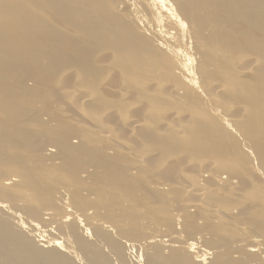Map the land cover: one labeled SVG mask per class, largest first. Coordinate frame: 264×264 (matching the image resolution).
Returning a JSON list of instances; mask_svg holds the SVG:
<instances>
[{
    "label": "bare ground",
    "instance_id": "bare-ground-1",
    "mask_svg": "<svg viewBox=\"0 0 264 264\" xmlns=\"http://www.w3.org/2000/svg\"><path fill=\"white\" fill-rule=\"evenodd\" d=\"M2 1L0 3V34H2V38H0V94H1V96H0V104H1L0 109L3 108L4 111L1 110V113H0V140L3 139V136H2L3 134L8 133V131L5 132L6 130L3 129V123L5 124V120L3 119L4 120V122H3V120H1V118H3V116L4 117H10L11 116V114L9 116H7V115L11 111L10 110L11 107L12 106L15 107L16 98L20 97V95H16V94H14V92L12 93L10 90V87H14L11 85L15 84L13 81L18 76V75H15V72L13 70L16 68L22 67V70L25 69L27 71L26 68H28V69L30 68V70H33L35 72L33 74V76L36 77L35 80L37 81L38 79L41 78L40 73L46 67L47 63L52 61V59L54 58L56 61L60 62V64L62 62L61 66L63 65V63L64 64L66 63V65H63L64 68H65V66H66V68L68 66H70L71 72H72L73 68L74 69L76 68V69H79V70H77L78 72L80 71V73H84V71H87L88 68H90L94 64L89 59V57L86 55L89 51H91V48H92V50H94V49L98 50L99 56L101 57L98 61H101V62L104 61V62H109V63L111 62L109 65L107 63H105L108 65V67H107V65H104V64H103V66L110 68L109 66H111V64H112L111 68H114V71L116 68L120 69L121 74L119 75V78L124 79V81L128 80V84H130L129 80H137L141 77L150 80V83H152V80L155 81L157 79L155 76H157L158 72L163 71V70H164L165 74L167 73V71L172 72L170 74L175 73V75L177 77H175L174 74H173V76L176 80H178L177 82H179V84L172 85V86L168 87V91H171L172 93H174L177 100L182 101L184 104L188 103V101H187L188 98L186 95L191 93V92H196V85H199L201 87L202 84L204 83L205 79L208 78V72H209V69L211 67L214 69L216 68L218 70L221 69V73L223 72L224 67H223V64L221 62V59H222V56L224 54L228 53V51L231 52L232 50H241V53H244L245 56H249V54H251V58L253 56L255 57V60H250L246 65H244L243 68L240 69V71H239L240 76H241V74H243L242 76L248 75V77H249V76H251V75H249L251 72L258 70V74H259L258 77L261 79H264V0H118L117 2H115L116 0H114V1L113 0H20L14 7L12 6V8H11V5L10 6L8 5L7 0L3 1V2ZM48 17L50 18V20L48 19L49 21H47V22H50L49 24L45 22L46 18H48ZM242 49H243V51H242ZM75 55H79L80 59L79 60L76 59ZM52 62H50V64L52 63V65L54 66V61H52ZM130 63L135 64V67H133ZM50 64L48 63V67L50 66ZM15 66H17V67H15ZM48 67H46L45 69H47ZM51 67H50V69H51ZM53 68H55V66ZM98 69H100V68H98ZM25 70H23V71H25ZM19 71H21V69ZM89 71L90 70L87 71L85 76L90 75V73H88ZM100 72H101V74L103 73L102 69ZM211 72L215 74L214 70H212ZM19 73L20 72H18V74ZM22 73H21L22 76H28L27 73L26 74L23 73L24 75ZM31 73L32 72H30V74ZM28 74H29V72H28ZM30 74H29V77H30ZM49 74H51V73H49ZM57 74H58V72H56V75ZM14 75L16 77H14ZM83 75H82V78L80 77L81 79H83ZM107 75L109 76L108 73H107ZM210 75H212V74L210 73ZM72 76L75 77V75H72ZM215 76H218V75L215 74ZM74 77H73V79H74ZM23 78H25V77H23ZM32 78L33 77L31 74L29 81L30 80L35 81ZM69 78L71 80V76ZM84 78L87 79L86 77H84ZM242 78L243 77H241V79ZM22 79L20 81H23ZM243 79L246 80L245 78H243ZM76 80H77V78L75 79V81ZM20 81L18 83L19 85L21 84ZM41 81H42V78H41ZM80 81H81L80 82L81 84L84 83L82 80H80ZM15 82H17V81L15 80ZM26 82H28V79ZM78 82H76V83L78 84ZM85 82L86 83L90 82L89 85H91V81L87 82V80H86ZM158 82L161 84L160 81H158ZM158 82L156 83L157 86H159ZM164 82L162 83L163 89L165 88V86H163V84L166 85V83H164ZM30 83H31V81H30ZM71 83H73V82L71 81ZM86 83H85V85H86ZM103 83L107 84V82H104V80H103ZM115 83H116V81H114L113 85H115ZM25 84L26 83H24V85ZM40 84H42V83L40 82ZM118 84H121V83H118ZM156 84H154V85H156ZM32 85L37 86V83L36 84L33 83ZM42 85L43 86L46 85L45 80H44ZM89 85H88V87H89ZM92 85H91V87H92ZM168 85H170V84H168ZM168 85H166V86H168ZM243 85H244V83L241 82L242 88H243ZM8 86H10V87H8ZM73 86H75V85H73ZM80 86L81 85H79V87ZM83 86L84 85H82V88H84ZM93 86L95 87L96 84H94ZM123 86L125 87V85H123ZM207 86L208 85H206V87ZM211 86L209 84V87H211ZM213 86H216L215 89L220 91V92H217V94L218 93L222 94V95L224 94V84L222 85V84L218 83L217 85H213ZM37 87L39 88V86H37ZM101 87H103V86H101ZM101 87H98V88H100V90H102ZM111 87L113 88V86H111ZM111 87H110V89H112ZM115 87H117V85ZM121 87H122V85H121ZM249 87H250V84H249ZM49 88L48 89L46 88V89L49 90ZM106 88L108 89L109 87H106ZM128 88L129 87H126L127 93H128V91H127ZM162 88L160 87L159 91H161ZM3 89H5V90L2 91ZM39 89H41V88H39ZM76 89H77V91H79V89H81V87L79 89L78 88H76ZM76 89L74 88V90H76ZM89 89H92V88H89ZM96 89H97V87H96ZM243 89H245L247 92L250 91V88H248L249 89V91H248L247 87L246 88L244 87ZM131 90H132V88H130V91ZM155 90H156L155 86H151L150 89L147 90V94H149L150 91H155ZM200 90L202 91V87ZM204 90L207 91V89H205V88H204ZM216 90L214 91L215 93H216ZM64 91H65V89H64ZM81 91L83 92L85 90L81 89L80 92ZM86 91H87V93L85 92L86 94L91 92V90H86ZM102 91L105 92V90H102ZM114 91H116V90H114ZM114 91L112 90V92H114ZM260 91H262V90H260ZM3 92H5V94H6L4 97H2V95L4 94ZM66 92L67 91H65L64 94H66ZM74 92H75V94L81 95L80 92L73 91V94H72L73 96H74ZM107 92H111V91H107ZM116 92L114 93V95H112L110 93L111 97L113 98V96L114 97L116 96L114 99L115 100L114 102H116V103L118 102V104L123 105V103H122L123 101L120 102V98H119V96H117L118 93H116ZM124 92H125V90H124ZM157 92L155 95L159 96L160 93L159 92L157 93ZM131 93H133V95H134V89H133V92H131ZM162 93H165V92L162 91ZM211 93H213V92H211ZM211 93H210V95L212 97L213 94H211ZM90 94H93V93H90ZM76 96L77 95H75V97ZM87 96L89 98V94ZM134 96H136V98H137V95H134ZM138 96H140V94H138ZM161 96H162V94H161ZM171 96L173 97V95H171ZM63 97H64V95H63ZM93 97L95 98L94 94L91 97L92 100L94 99ZM109 97L110 96H108V98ZM117 97L119 98V101H117L118 100ZM124 97L127 98V96H125V95H124ZM150 97L154 98L153 96H150ZM170 97H169V100L171 99ZM88 98H87L88 103L86 102V104H89L88 100L90 98L89 99ZM71 99H73V98H71ZM77 99H79V98L77 97ZM128 99H130V97ZM128 99L126 102H128ZM68 100H70V99H68ZM154 100L155 99L149 100V101L153 102ZM66 101H67V98L65 97L64 103ZM73 101H74V99H73ZM94 101H96V100H94ZM136 101H137L136 104H138L137 99H136ZM140 101H142V97L140 98ZM213 101H212V103H213ZM226 101L227 100H225V102L223 101L224 105L226 104ZM55 102L53 103L54 105H55ZM58 103L60 104L61 107L64 104L63 103L61 105V103L59 101H58ZM58 103H56V105ZM142 103H144V100L142 101ZM227 103H228L227 105H229V109H228L229 114H227V115L224 114L222 112V110H219V105H218V107L217 106L215 107L214 103L212 104V105H214V107H213L214 109L212 111H213V115L217 116L221 121L227 123V124L223 123L225 129H229V128L231 129L232 127L235 126L236 121H237L236 119H244L246 117L247 113H242L243 108H240V110H239V108L236 109L234 104H231L229 102H227ZM75 104L79 105V102L78 103L75 102ZM90 104H92V102ZM156 105L154 107L155 110L157 109ZM220 105H221V103H220ZM60 106H59V108H61ZM138 106L141 107L140 105H138ZM63 107L66 108V105L65 106L63 105ZM71 107L73 108V106H71ZM159 107L161 108L160 105H159ZM184 107H186V106H184ZM88 108H89V105H88ZM96 108L98 109V107H96ZM142 108L143 107H141V109ZM193 108H195V107H193ZM226 108H228V107H226ZM251 108H252L251 110H252V118H253L256 115V110H257L256 100L253 101ZM75 109H77V107ZM93 109H94V107H93ZM131 109H130V111H131ZM162 109H165V108H161V109H159V111L162 112ZM69 110H71V108ZM199 110H200V107H199ZM146 111H148V110H146ZM152 111H153V109H152ZM231 111H233V112H231ZM67 112H69V111H67ZM161 112H159V113H161ZM202 112L200 113L201 115H202ZM70 113H72V111ZM85 113L87 115V112H85ZM130 113L131 112H129V116H130ZM159 113H158V115H159ZM162 113H161V116H162ZM169 113H171V112H169ZM174 113H176V112H174ZM38 114L40 115V113H38ZM53 114L55 115V112ZM80 114H82V112ZM88 114H89V112H88ZM92 114H94V113H92ZM108 114H109V112L106 115H108ZM176 114L172 115L170 118V121L172 122L173 127H176L181 132V134L185 133L184 131H186L187 128H189V126L192 128L193 124L191 125L192 122L190 123L188 121L190 123V125H188V122L186 120L187 118L185 117L186 115H183L184 117H182L183 119L185 118L186 121L185 120L181 121L182 118H181L180 122L177 120L174 121V119L177 117ZM253 114H254V116H253ZM41 115H43V114L41 113ZM98 115H102V114H98ZM111 115L112 114L110 113L109 116L112 117V119H113V116H111ZM137 115H135V117H133V118H135L133 121L136 120ZM191 115H192V113H191ZM70 116L73 117V114H71ZM70 116H69V118H70ZM81 116H83V115H81ZM89 116L91 117V115H89ZM149 116H151V118H152V115H148V114H147V116L145 115V118L147 117L149 120ZM193 116H194L193 118L196 119V116L195 115H193ZM66 117H67V115H66ZM76 117H75V120H76ZM79 117H80V115H79ZM79 117H77V119ZM86 117L87 116H85V118ZM93 117H94V115H93ZM165 117H164V120L166 119ZM180 117H181V115H180ZM180 117L178 116V118H180ZM41 118L44 119L43 121H45V115H44V118L42 116H41ZM64 118L63 119L61 118V120H63V122H66V121H64ZM155 118L156 117L153 116V120H155ZM66 119H67V121L69 120L68 118H66ZM101 119H103L102 116H101ZM51 120L52 121L50 123H52L54 119L51 118ZM81 120H82V118L80 117L79 124L82 126L83 124H81L82 123ZM84 120L85 119L83 118V121ZM97 120H98V118H97ZM105 120L108 121V119H104V121ZM1 121L3 123H1ZM92 121H93V118H92ZM94 121H95V119H94ZM125 121H127V120H125ZM125 121L123 122V120H122V122L124 124H126ZM165 121L164 122L162 121V125L165 124ZM195 121H197V119ZM55 122H56V120H54L53 123H55ZM86 122L84 123V127L88 123V122L87 123ZM110 122H108V123L110 124ZM131 122L132 121H130V123ZM199 122H200V120H199ZM98 123H97V125H98ZM151 123H152V119H151ZM159 123H160V121H159ZM76 124L79 125L78 122H76ZM141 124H144V120L136 122V125H138V126ZM194 124H195L194 129L197 132H200L203 125L198 123V122H196ZM36 125H40V124L37 123ZM184 125H185V128H184ZM106 126H107V124H106ZM169 126L166 124L165 127H168V129H169ZM46 127L47 126H45L44 128H46ZM87 127H91V129H92L93 126L90 125V126H86V128ZM149 127H150V125H149ZM163 127L164 126H161V127L159 126V128H163ZM248 127H251V125L249 124ZM48 129H50V126H48ZM125 129H127V128H125ZM164 129H163V131H164ZM113 130H114V128H113ZM144 130H145V128H144ZM151 130L152 131H150V132L152 133L153 132V126H152ZM165 130H167V129H165ZM172 130H174V129H172ZM172 130H171V132H172ZM99 131L97 130V133ZM105 131H106V129H105ZM118 131H119V129H118ZM147 131H146V133H147ZM163 131H161V133ZM169 131L170 130H168L166 132H169ZM73 132H74V130H73ZM92 132H94V130ZM180 132H175V133L178 134ZM233 132L234 133L237 132L236 134H238V132L241 133V131H233ZM47 133H49V132H47ZM51 133L53 136V131ZM94 133H95V135L98 136V134H96V132H94ZM15 134L17 135L16 131H15ZM80 134L83 135L82 133H80ZM101 134H103V133H101ZM111 135L114 137L113 134H111ZM130 135L131 134H129V136ZM145 135H147V139H149L151 136V135L149 136V133H147ZM172 135H173V133H172ZM10 136L13 137L11 135V133H8L7 137H5V140H11L12 138ZM103 136H105V135L103 134ZM133 136L136 137L135 135H133ZM176 136H174L175 138H173V139H176ZM241 136L243 138V142L241 144L245 145L246 147L248 146V148H249L247 150V148L245 147L247 150L246 151L244 149V146H243V151L245 150L244 152H246V154L249 153V155H251V157H249L248 160H250V158H253V160H254L253 164H250V165L252 166L251 169H253L256 172V175L254 174L255 177L259 176L261 178L260 180L264 181V132H259V133L254 135V132L252 131V129L247 128L245 130V133L243 135L241 134ZM87 137L89 138V135H87ZM141 137L143 138V136H141ZM141 137H139V138H141ZM151 137H153V136H151ZM159 137H161V136H159ZM253 137H254V140H250V138L252 139ZM67 138L71 139V137H69V135L67 136ZM116 138L117 137H115L113 140H115ZM20 139H22V138H20ZM73 139H71V141ZM85 139H87V138H85ZM95 139H97V138L95 137ZM166 139L167 138H164L165 141H166ZM25 140H27V139H24V141ZM77 140H78V138H77ZM247 140H249V143ZM15 141H17V140L15 139ZM28 141H29V139H28ZM71 141H69V142H71ZM100 141H101V139H99V142ZM105 141H107V140H105ZM123 141L125 144V140H123ZM145 141H147V140H145ZM168 141L169 140H167V143H169ZM97 142H98V140H97ZM103 142H104V140H103ZM129 142L131 143L132 141L130 140ZM140 142H142V141H140ZM173 142H176V140L175 141L173 140ZM185 142H184V144H186ZM122 143L123 142H121V144ZM130 143H129V145H128V143H127V145H124L125 150H123V151L126 154L124 153L125 154L124 155L122 152H120L121 154L119 156L124 155L123 157L126 159L127 155L133 154L134 155L133 159H129V160H134V162L132 163L133 167H131L130 170L139 172L140 169L143 168V166L145 164L146 157H147V160H148V157H150V159L152 160V158L156 154L155 155L152 154L153 156H149L148 153H151V151L149 150L150 151L149 152L147 150V154H146L145 150L147 148H144V149L139 148V152L136 154L135 153L136 152V146L134 147ZM134 143H135V140H134ZM170 143H171V141H170ZM180 143L181 142H178V144H180ZM188 143H189V141H188ZM195 143H196V145H199V144L204 145V146L208 145L204 140H200V139L195 140ZM55 145H57V144H55ZM67 145L69 147H65V149H69V151L73 150L72 146H70L69 144H67ZM117 145H118V143H117ZM136 145H137V143H136ZM144 145H145V142H144ZM53 146H51V147L49 146L50 148H47V151L54 153V151H56V150ZM119 146H120V143H119ZM151 146H153L152 143H151ZM174 146H176V143L174 144ZM11 147H10V145H8V147L6 149H8L9 152H11L10 149H12V150L17 149L16 147H12V148ZM20 147H21L20 150L24 152L22 145H20ZM56 147L58 148V145ZM121 147H123V144L121 145ZM226 147H228V146L226 145ZM239 147H242V146L240 145ZM1 148H3V147H0V150H1ZM76 148H77V150H79L77 146H76ZM117 148H115V150ZM152 148H156V146H153ZM180 148L182 149V146H180ZM192 148H194V147L192 146ZM206 148L207 147H205V149ZM83 149L84 148H80V150L82 152H85V150H83ZM141 149H142V153H141ZM160 149H161V146H160ZM237 149H238V147H236L235 150H237ZM118 150H120V149H118ZM188 150H186V151H188ZM219 150H221V148ZM66 151H68V150H66ZM166 151H167V148H166ZM230 151H231V149H230ZM70 152H72V151H70ZM82 152L80 153L81 156L83 154ZM0 153H1L0 157L2 159L3 152H0ZM4 153H5V151H4ZM13 153H14L13 158L18 156L17 152L16 153L13 152ZM86 153H87V151H86ZM118 153H119V151H118ZM113 154H115V153H113ZM113 154H111V155L114 156ZM190 154L194 158L196 157V154H194V153H190ZM214 154L217 155V153H214ZM236 154H237V152H236ZM236 154H234V155H236ZM7 155L8 154L6 152L5 157L8 158V161H9V159H12L11 157L9 158V156L7 157ZM84 155L85 156H83L81 158H85L88 156L87 154H84ZM171 155L172 154H170L169 157H170V160L172 161L174 154L172 156ZM180 155H177V156L181 157V160H179V157L177 158V156H176V159L179 162H181V165L183 166L182 170H184V166L185 167L187 165L189 166V163H187V161H186L187 160V156H186L187 154L184 155L181 153ZM77 156L78 155H76V157ZM156 157L157 156H155V158ZM197 157H198V155H197ZM200 157H202V154L200 155ZM213 157H214V155H213ZM217 157H219V155H217ZM70 158L71 157H68V160L72 161L71 160L72 158L71 159ZM241 158H242V156H241ZM24 159H26V156L24 157ZM27 159H29V158H27ZM63 159L65 160V158H63ZM63 159H62V161H64ZM114 159H115V157H114ZM150 159L148 161H151ZM157 159L159 161L161 160L159 158V156L157 157ZM176 159L174 157V160H176ZM191 159H192V157H191ZM196 159H193V160H196ZM205 159H207V161H209L208 159H210V158L206 157ZM237 159H239V158H237ZM19 160L17 159L16 162H14L12 160L13 163L11 162V164L13 167H15V163H16V166L17 165L18 166L15 168H17V172L20 173V171H18V169L22 170V168H21V164L18 163V162H20ZM29 160L31 163H34V161H32L31 158ZM68 160H66V161H68ZM162 160H163V158H162ZM162 160H161V162H162ZM165 160H163V163ZM167 160H169V158ZM60 161H61V159H60ZM188 161L190 162V159H188ZM215 161H217V160L214 159L213 162H215ZM219 161L220 160H218L217 162H219ZM224 161L225 160L220 161L221 165H217V163L212 164L213 163L212 162V163L205 164L206 167H204V165L202 164L201 166L203 169L199 172V174L196 178H193L192 183H189L188 179H190V178L192 179L193 175H191L189 177L186 176L187 181L182 183V187H183L182 189H185L186 193L190 194V198H191V196L194 197L193 199L189 198V200H190L189 203L186 202L188 209H186V206L184 207L185 209H183V211L188 210V212H189L188 217H189V220L192 224H196V225L199 224L197 221V218L195 219L194 215H192L193 212L194 213L197 212V213H200L202 216H204L206 221H211V222L221 221L225 225L224 229L226 231H227L226 227H231L232 231L234 230L233 232L237 231V235L235 233H232V231H231L230 235H232V236H228L229 235V233H228L229 231H228L227 232V237H228L227 239H225V240L219 239L220 244H221V245L220 244L218 245L219 247H215L214 249H211L209 251H206L204 249H200V251H199L200 255L196 256L197 258L195 257L196 261L194 264H205L206 261L211 256H213L214 254L219 253L218 254V256H219L221 254L220 252H224V251H228V250H230V251H228L227 253L229 254V256L231 255L234 259L239 260V258L242 255H246V256L248 255V256H251V257L256 258L258 260V261H254V262H251L248 264H264V214L259 215V213H263V210L262 209H261V211L257 210L256 208H258V207H256V204L249 200L250 197L254 196L253 193H256V194L259 193L260 189L264 193V183L262 184V186L260 188L258 187L259 188L258 189L257 187L254 188V185L251 182H248L244 179L246 172H243V175L242 174L239 175L238 172H240V171H237V173H236L234 171L232 172V170H231L230 173L236 174V176L235 175L232 176L233 174L230 175V173L227 169H229V167L231 166L230 165L231 162L229 163V167L227 168L226 166L223 165ZM250 161H252V160H250ZM2 162L3 161H0L1 164H2ZM182 162H184V163H182ZM200 162H201V160H200ZM120 163H122V162L120 161L119 164ZM195 163L196 164L199 163V160H196ZM195 163L193 162V165ZM220 163H218V164H220ZM225 163L227 164L228 161ZM1 164H0V166H1ZM11 164H8V165L11 166ZM19 164H20V166H19ZM26 164L27 163H24V167L26 166ZM79 164L81 165V162H78V165ZM153 164H155V162ZM199 164H198V166H199ZM215 164H216V167L213 168V166H215ZM3 165H5V163H3ZM34 165L36 167L35 163H34ZM57 165H59V164H57ZM190 165H192V163H190ZM53 166H54V164H53ZM218 166L219 167L222 166L223 171L228 172V174H226V173L223 174L221 167L219 168L220 171L217 170L216 168H218ZM31 167H30V169H31ZM224 167L227 169H224ZM233 167H234V165L232 166V168ZM36 168L38 169V167H36ZM50 168H51L50 171H52L51 175H52V173H54L53 171H56V172L58 171V170H55L54 167H53L54 170H52L53 169L52 167H50ZM37 169H35L34 170L35 172H32V173L37 174V172H38ZM56 169H58V168H56ZM195 169L197 170V167H195ZM215 169H216V173H217V171H219V175L214 173ZM198 170H200L199 167H198ZM5 172L6 171H3V170L1 172V170H0V175H1V173H5ZM26 172L29 173L28 171H26ZM188 173L192 174V171L191 172L188 171ZM252 173H254V172L252 171ZM5 174H7V172ZM29 174L26 175V173H25V175L27 176V179L28 180L30 179V181L32 182V185L34 184V186H35V183H34L35 180L32 181L31 178H29L30 176L28 177ZM60 174H58V176ZM2 175H4V174H2ZM10 175H14V177L11 178ZM22 175L20 176L19 174L16 175L14 173L13 174L12 173L7 174V177H10V178H8V179L4 178L6 180L5 181V185L7 187L6 189H10L9 185H11L13 183L15 185H17L15 183V182H17V179H19V178L24 179L25 177H22ZM241 175L243 176V178ZM254 175H251V176H254ZM142 176H144V175H142ZM177 176H179V175L177 174ZM53 177H54V174H53ZM247 177H249V175H247ZM154 178H155V176H154ZM170 178H171V176H170ZM250 178H251V181L253 179H255L253 177H250ZM1 179H3V177L2 178L0 177V180ZM160 179H162V178H159V176H158L159 181H160ZM176 179H178V178H176ZM194 179H195V181H194ZM24 180H26V178ZM52 180L54 181V179H52ZM55 180H56V178H55ZM73 180L74 179H72V184H73V182L76 183V185L73 184V188L76 191L75 186H77V184H79L81 182V180L80 181L78 180V183H77V181L75 182L76 179L74 181ZM20 181H21V179H20ZM49 181H51V180H49ZM152 181L156 182V179H154ZM249 181H250V179H249ZM258 181H255V182H258ZM21 182H23V181H21ZM21 182H20V184H21ZM45 182H47V181H45ZM50 183H51V187H52V185L54 187H56V184L54 185L53 182H50ZM161 183H163V181H161ZM169 183H171V182H169ZM253 183H254V180H253ZM0 184H1V181H0ZM67 184H69V183H67ZM173 184H176V183H173ZM5 185H3L2 187L5 188ZM139 185H142V184L139 182ZM177 185L179 186V183H177ZM18 186L19 185H17L16 187H18ZM21 186H23V185H21ZM41 186H43V185H41ZM158 186H159V184H158ZM12 187H15V186L11 185V188ZM24 187L26 188L25 184H24L23 188ZM47 187H48V185H47ZM143 187H142V189H143ZM173 187H175V186H173ZM69 188H70V186H69ZM73 188L71 187L69 190L66 189V191L68 190L67 191L68 193H66L65 191L61 192L62 189L59 188V190L61 192L60 193L61 199L65 198L66 196H73V194L75 195V197H76V195L78 196L77 192L73 193L74 190H72V193H71V189H73ZM105 188H107V187L105 186ZM105 188L103 187L101 190L103 191V189H105ZM162 188L163 187L161 186V189ZM46 189H48V188H46ZM77 189L80 193L81 189L80 190H79V188H77ZM167 189H168V187H167ZM178 189L180 190V188H178ZM182 189L180 191H182ZM36 190L39 192L38 188ZM36 190H35V192L38 195V192ZM101 190H99L98 192L100 193ZM228 190H231L232 192L228 191ZM49 191H50V189H49ZM54 191H57V190H54ZM175 191L177 192V190H175ZM209 191H212V192L209 193ZM24 192H22V193H24ZM50 192H48V193H50ZM98 192H97V194H98ZM176 192H174V193H176ZM213 192H215V194ZM220 192H222V193H220ZM108 193H109V191H108ZM110 193H111V191H110ZM212 193L214 195H216V199L217 198L219 199V197H220V199L222 200L223 198H221V197H226L225 201H226V199H229V201L231 200V202L226 204V205L218 204L215 201L213 203H211L210 201L213 200L212 196L215 197ZM51 194H53V191L51 192ZM81 194H82V192H81ZM184 194H185V192H184ZM30 195L33 196V194H30ZM57 195H59V191H58ZM180 195H181V193H180ZM8 196H9V194H8ZM88 196H91V195L88 194ZM47 197H48V195H47ZM105 197L108 198V196L104 195V201H106ZM3 198L4 197H2V201H0V264H104V260H106L107 257H104V255H102L99 252V250H101V252L105 253V250L103 249V247H101V244H108L107 241L104 239L107 236L101 234L102 231H101V233H99L100 229H99V231L94 230V229L92 230V228L90 226L92 224L90 221L91 218L89 217V215L84 213V211L82 210L83 208H80L81 206L79 207V205H78L80 210L76 209V207L74 206V201L72 203H70L69 206L59 205L56 208H48L42 212L41 216L47 222V225L44 226L46 229L41 231V232H45L49 236H54V237L57 235H61V236L66 237L67 241H68L67 244H64L63 243L64 241L63 242L58 241L56 238H53V237L48 239V240L42 239V241L46 243L45 248H52V250L47 252V251H43V250L39 249L37 246H35L31 242V240H29L25 235H23V232H26L24 230V227L28 226V222L21 219V215L18 213L19 212L18 210H16L13 207H9V205H11V202H12V205H14L13 202L16 203V201H13L12 198H11L12 201H11V199H8V201H9V205H8L7 199L5 201V200H3ZM111 198H109V199H111ZM182 198H184L183 194H182ZM211 198H212V200H210ZM101 199H103V197ZM112 200L113 199H111L109 201L113 204L114 201L112 202ZM214 200H215V198H214ZM222 201H224V200H222ZM17 202H18V199H17ZM20 202H23V201H20ZM81 202H82V200H81ZM181 202H182V200H181ZM183 204H184V202H183ZM183 204L181 203L182 206H183ZM172 205H170V207L171 208L173 207V209H174L175 205L174 204H172ZM167 207H169V205ZM61 208H63L62 211L66 210V213H63L62 211H61L62 212L61 213L59 211V209H61ZM262 208L264 209L263 206H262ZM13 213H15L17 215L16 218H18V221H19V223H16V226H15V224L13 226V224H11L6 219V217L9 218V215H10V217H13V219H14L15 217H14ZM178 213H179V216L181 217L182 215H180L179 209H178ZM181 213H182V211H181ZM1 214H4L6 217L4 218ZM176 215H177V211H176ZM180 217H179V220H180ZM182 217H184V216H182ZM176 218L178 219V216ZM196 221H197V223H196ZM33 222H34V224L39 225V223L37 221L33 220ZM79 223H81L82 225H84L86 223L87 228L86 229L81 228L79 226ZM172 224H173L172 226L174 227L175 224L173 222H172ZM204 224H207V223H203V225ZM199 225L202 226L201 224H199ZM204 228H206V227H204ZM175 229L176 230H174V231H178L177 229H179V228L177 227ZM32 230L37 231L36 229H32ZM165 230H164V232H165ZM169 231H170V229H169ZM226 231H224L222 228H219L218 233H214V235L218 239L220 235L226 234ZM205 232H206V234H205ZM159 234L161 237V232ZM166 234H167V232L165 234L162 232V238L165 240V242L166 241L169 242L168 244H169L170 248H171V244H178L179 242L181 243V240H177L178 243L176 242V238L178 236V235H176L177 234L176 232H171L170 235H166ZM174 235H176V236H174ZM195 235L200 236V238H198L196 236H195V238L193 236L191 237V239L188 238V240H190L189 242H190L191 248L194 245L199 243L198 239H203L206 235H211V233H210V230L209 231L206 230V231H203L201 234L197 233ZM172 236H174V237H172ZM156 237H154V238H156ZM70 238H71V240H70ZM107 238H109V237H107ZM90 239L91 240L93 239L95 241V243H91ZM165 242H160V243H162V245L165 244L164 247H166V245L168 246V244H167V242L166 243ZM150 243H153V242H150ZM113 244H111V247ZM157 245H159V243ZM127 246H129V245L127 244ZM115 247H117V246H115ZM133 247H134V245H133ZM107 249H108V247H107ZM167 249H165V250L167 251ZM110 250H111V252H110ZM110 250H109V252H107V254L112 253V250L116 251V248L112 247ZM133 250H134V248H133ZM133 252L135 253V251H133ZM142 252H144V251H141L140 253H142ZM140 253H139V255H140ZM155 253H156L157 257L159 255H161L160 250L155 251ZM108 256H109L108 257V261H109V258H111L112 256H110V255H108ZM151 257H148L147 260H144V256L140 255V258H142V260L146 262L145 264H156V261H155L156 259L153 257L151 258ZM115 259H116V257H115ZM168 259H169L168 263L172 264L170 261L171 258H168ZM99 260H101L102 263L98 262ZM117 262H119L120 264L124 263V262H120L118 257L116 259V262H114V264H116ZM141 263L144 264V262L138 260V257H137L136 258V264H141ZM126 264H127V261H126Z\"/></svg>",
    "mask_w": 264,
    "mask_h": 264
},
{
    "label": "rangeland",
    "instance_id": "rangeland-1",
    "mask_svg": "<svg viewBox=\"0 0 264 264\" xmlns=\"http://www.w3.org/2000/svg\"><path fill=\"white\" fill-rule=\"evenodd\" d=\"M1 1H0V3H1ZM3 1H6V0H3ZM19 1L20 0H7V3L9 6L11 5V8H12V6L14 7ZM117 1L118 0H116L115 2H117ZM48 19L50 20V18L48 17V18H46L45 22L49 24L50 22H47V21H49ZM0 38H2V34H0ZM242 51H243V49H242ZM86 55L94 63L90 68H88V70H90L88 72V73H90V75H88V76L87 75L85 76V74L87 73L88 70L84 71V73H80V71L79 72L77 71L79 69L73 68L72 72H71L70 66L67 65L68 66L67 68L65 66V68H66L65 69L63 65H66V63L65 64L63 63V65L61 66L62 62L60 64V62L56 61L54 58L52 59V61H54L55 68L56 67L57 68L56 69L53 68L54 66L52 65V63H53L52 61H50V62H52L51 64H50V62H48L50 64V66L48 67V63H47L46 67H48V68L45 69L46 68L45 67L43 69V71L40 73L42 81H41V78L38 79L37 81L35 80L36 77L33 76V74L35 72L33 70H30V68L29 69L26 68L27 71L25 69H23V70H25V71H23L22 67L16 68L17 70L16 69L13 70L15 72V75H18V76L13 81L15 84L11 85L14 87H10V86H8V87H10V90L12 93L14 92V94L20 95V97L16 98L15 107L12 106L10 109L11 111L7 115V116H9L11 114V116L10 117H4L3 116V118H1V120H3V119L5 120V124L3 123L4 120H3V122L1 121V123H3V129L6 130L5 132L8 131V133H11V135L13 137L10 136L12 138L11 140H5V137H7V135H8V133H7V134H3L2 135L3 139L0 140V147H3L0 150V152H3L2 159L0 157V161H3L2 164L0 163L1 164L0 170H1V172H2V170L6 171L7 174H11V173L13 174L14 173L16 175L19 174L20 176L23 174L24 176L22 175V177H25L27 181L24 180L25 178L24 179L19 178V179H17L18 183L15 182L17 185H19L18 187H16L17 185H15L13 183L11 185L12 186L14 185L15 187L11 188V185H9L10 189H6L7 187L5 185V181H6L5 179H8L10 177L12 178V177H14V175H10V177H7V174H5L6 172L1 173L0 177L1 178L3 177V179L0 180L1 181V184H0V199L1 200L0 201H2V197L5 198V199L3 198V200H5V201H6V199L8 201V199H11L13 196L16 198V199L14 197L12 198L13 201H16V203L13 202L14 205H12V202H11L12 206L9 205V201L7 203L9 205V207H13L19 211L18 213L21 215L22 220L28 222V226L24 227V230L26 232H23V235H25L29 240H31V242L35 246H37L39 249H41L43 251L49 252L50 250H52V248H45L46 243L43 242L42 239L48 240V239L53 237V238H56L58 241H61V242L64 241L63 242L64 244H67L68 241H67V238L64 236L57 235L54 237V236H49L45 232H41V231L46 229L44 226L47 225V222L41 216L42 212L45 209L56 208L59 205L69 206L70 203H72L74 201V206L76 207V209L80 210L79 207L81 206L80 208H83L82 210L84 211V213L89 215V217L91 218L90 221L92 224L90 226H91L92 230L94 229V230L99 231V229H100L99 233H101V231H102L101 234L109 237V238H107V237L104 238L108 244H101V247H103V249L105 250V253L107 254V252H109V250L112 247L116 248V251L112 250V253H108L107 255L105 253L101 252V250H99V252L102 255H104V257H107V259L104 260V264H109V263L114 264V262H116L117 257H118L120 262H124L123 264H126V261H127V264H136V258L137 257H138V260L144 262V264H145L146 262L143 261L142 258H140V255L144 256V260H147L148 257L152 256L153 258L156 259V260L154 259L156 261V264H169L168 258H171L170 261L172 264H194L196 261V258H197L196 256L200 255V252H199L200 249H204L206 251H209L211 249H214L215 247H219L218 246L220 244L219 239H221V240L227 239L228 238L227 237L228 231H229L228 236H232V235H230L232 228L226 227V229H227V231H226L224 229L225 225L221 221H214V222L206 221L205 217L202 216L200 213H197V212H195V213L193 212L192 215H194L195 219L197 218L198 223L201 224L202 226H200L199 224H198L199 225L198 226V225L192 224L190 222L189 217H188V214H189L188 210L183 211V209H185L184 208L185 206H186V209H188L186 202L189 203V201H190L189 200L190 194H187L185 189H182L183 188L182 183L187 181L186 176L189 177V176L193 175L192 179L190 178L191 180L188 179V182L192 183L193 178H196L198 176L199 172L203 169L201 165L203 164L204 167H206L205 164L212 163L215 159L217 161L218 160H220V161L225 160L223 165L226 166L227 168L229 167V163L231 162L230 163L231 166L229 167V169L224 167V169H227L229 171V173L231 170H232V172L234 171L236 173H237V171H240V172H238L239 175L240 174L243 175V172H246L244 179L248 182H251L254 185V188L255 187L260 188L262 186V184L264 183L263 180H260L261 178L259 176L258 177L256 176L257 178L255 177L256 172L253 169H251L252 166L250 164H253L254 160H253V158H250V160H252V161L248 160L249 157H251V155H249V153L246 154V152H244L246 150V148H247V150L249 149L248 146L246 147L245 145L241 144L243 142V138H242L241 134L243 135L247 128H251L252 131L254 132V135L259 133V132H264V79H261L258 77L259 76L258 70L251 72L249 74L251 76H249V77H248V75H244V76H242L243 74H241V76L239 75L240 69L243 68L244 65H246L250 60H255V57L253 56L251 58V54H249V56H245L244 53H241V50H232L231 52L228 51V53L224 54L222 56V59H221V62H222L223 67H224L223 72L221 73V69L218 70L215 68L216 69L215 70L214 68L211 67L209 69V72H208V78L205 79L204 83L201 86L202 91L200 90L201 87L199 85H196V92H191V93L187 94L186 96L188 98L187 99L188 103L184 104L182 101L177 100L174 93H172L171 91H168V87H170L172 85L179 84V82H177L178 80H176L174 78V76L177 77L175 75V73H173L174 74V76H173V74H170L172 72L167 71V73L165 74L164 70H163V71L158 72L159 75L157 74V76H155L157 79L155 81L152 80V83H150V80L141 77L137 80H129L130 84H128V80L124 81V79L119 78V75L121 74L120 69L116 68L114 71V68H111L112 64H111V66H109L111 69L107 68L111 62L109 63V62L103 61L104 62L103 63L101 61H98L101 57L99 56V52L97 49L92 50V48H91V51H89ZM75 58L79 60L80 56L75 55ZM105 63H107L108 65ZM103 64L107 65V67L103 66ZM131 65L133 67H135V64H131ZM15 67H17V66H15ZM50 67H51V69H50ZM98 68H100V69H98ZM20 69H21V71H19ZM101 69L103 71L102 74L100 72ZM211 69L214 70L215 74L218 76H215V74L211 72L212 71ZM47 71L51 74H49ZM18 72H20V73L18 74ZM22 72L25 74L27 73L28 76H22L21 75ZM28 72H29V74H30V72H32L31 73L32 77H33L32 79H34L35 81L30 80L31 81V83H30L29 79L31 77V74L29 77ZM56 72H58L57 75H56ZM107 73L109 74V76L107 75ZM210 73L212 75H210ZM15 75H14V77H16ZM72 75H75V77L77 78L76 81H75L76 78ZM82 75H83V79H81ZM68 76L69 77L71 76V80ZM23 77H25V78H23ZM73 77H74V79H73ZM84 77H86L87 79H85ZM241 77L245 78L246 80H244L243 78L241 79ZM21 79L23 81H20ZM27 79H28L29 83L26 82ZM15 80L17 82H15ZM44 80H45V84H46V85H44L45 87L42 85ZM80 80H82L84 83L82 82L83 84H81ZM86 80H87V82L91 81V85L96 84V86L94 87L92 85V87H91V85H89L90 82L86 83L85 82ZM103 80H104V82H107V84L103 83ZM19 81L21 83L20 85L18 84ZM71 81L74 84L71 83ZM114 81H116L117 84L115 83V85H113ZM158 81H160L161 84ZM40 82L42 84H40ZM76 82H78V84L81 85L80 86L81 89L85 90V91L80 92L81 89H79L80 87ZM157 82L161 88H162L163 82L166 83V85H168V84H170V85L166 86L163 84V86H165V88L164 89L162 88L161 91H159L160 87L157 86V84H156ZM241 82L244 83L243 88L244 87L245 88L247 87V89L250 88V91L248 89L249 92H247L245 89H243L241 87ZM24 83H26V84L24 85ZM33 83H35V84L37 83V86H39V88H41V89H39L37 86L32 85ZM85 83H86V85H85ZM118 83H121V84H118ZM218 83L222 84V85L224 84V94L223 95L219 94V93L217 94V92H220V91L215 89L216 86H213V85H217ZM87 84L89 85V87ZM154 84H156V85H154ZM209 84H210V86L211 85L212 86L209 87ZM249 84H250V87H249ZM73 85H75V86H73ZM82 85H84L83 86L84 88H82ZM116 85H117V87H115ZM121 85H122V87H121ZM123 85H125V87ZM206 85H208V86L206 87ZM101 86H103V87H101ZM111 86H113V88ZM151 86H155L156 90L160 93L159 96L155 95L157 92L156 90L150 91L149 94H147V90H149ZM96 87H97V89H96ZM98 87H101V89L105 90L106 93L103 92L102 90H100V88H98ZM106 87H109V88L107 89ZM110 87L112 89H110ZM126 87H129L127 89L128 93L126 92ZM203 87L205 89H207V91L204 90ZM46 88L47 89L49 88V90H47ZM74 88L75 89L78 88L79 91H77V89L74 90ZM89 88H92V89H89ZM130 88H132L131 91H130ZM64 89H65V91H67L66 92L67 95L64 94V92H65ZM133 89H134V95H137V98H136V96L133 95V93H131V92H133ZM4 90L5 89H3L2 91H4ZM86 90H91V92L88 93L90 99L87 96L88 94H86L87 93ZM112 90L113 91L118 90V91L112 92ZM124 90H125V92H124ZM215 90H216V93L214 92ZM260 90H262V91H260ZM73 91L80 92L81 95L75 94V92H74V96H73L72 95ZM107 91H111L112 93L107 92ZM162 91L165 93H162ZM115 92L118 93L117 96H119L120 102L123 101L122 102L123 105L118 104V102L117 103L114 102L115 101L114 99L116 96L115 97L113 96V98H112L110 93L112 95H114ZM211 92H213V93H211ZM3 93H2L3 94L2 97H4L6 95L5 92H3ZM90 93H93L95 95V98L93 97L94 98L93 100L91 98L93 94H90ZM210 93L213 94L212 97H211ZM138 94H140V96L142 97V101L144 100V103H142V101H140L141 97L138 96ZM161 94H162V96H161ZM63 95H64V97H63ZM75 95H77V96L75 97ZM124 95L127 96V98H125ZM169 95L170 96L173 95V97L172 96L170 97ZM0 96H1V94H0ZM108 96H110V97L108 98ZM150 96H153L154 98H152ZM168 96L171 98L170 100H169ZM65 97L67 98V101H68V102L67 101L65 102L66 104L64 103ZM77 97L79 99H77ZM86 97L89 99L88 100L89 104H86V102H87ZM129 97H130V99H128ZM71 98H73L74 101ZM119 98L117 101H119ZM68 99H70V100H68ZM127 99H128V102H126ZM136 99L138 100V104H136V102H137ZM153 99H155L153 102L149 101V100H153ZM94 100H96V101H94ZM225 100H227V101H226V104L224 105L223 103L225 102ZM254 100H256V102H257V110H256V115L254 116V114H253L254 117L252 118V110H251L252 108L251 107H252ZM58 101L61 103V105L64 103L63 105L64 106L66 105V108H64L63 105L61 107L60 104L58 103ZM77 101L79 102V105L75 104V102L78 103ZM212 101H213L215 107L216 106L218 107V105H219V110H222V112L226 115L229 114V110H228L229 105H227L228 104L227 102L234 104L236 109L239 108V110H240V108H243L242 113H247V115L244 119H236L237 120L236 124L231 129L230 128L225 129L224 125H223V123H225V122L221 121L217 116L213 115L212 110L214 109L213 108L214 105H212L213 104ZM54 102H55V105L53 104ZM91 102H92V104H90ZM56 103H58L57 104L58 106L56 105ZM220 103L222 106L220 105ZM88 105H89L90 109L88 108ZM138 105L143 107L142 108L143 110ZM155 105L157 108L156 110L154 108ZM159 105L161 106V108H165V109H162L163 113L161 111H159V109H161L159 107ZM183 105L186 107H184ZM59 106L61 108H59ZM71 106H73V108ZM74 107L75 108L77 107V109H75ZM93 107H94V109H93ZM96 107H98V109ZM193 107H195V108H193ZM199 107H200V110H199ZM226 107H228V108H226ZM70 108H71V110H69ZM130 109H131V111H130ZM152 109H153V111H152ZM1 110L4 111V109L1 108L0 113H1ZM146 110H148V111H146ZM67 111H69V112H67ZM71 111H72V113H70ZM80 111L82 112V114H80L81 113ZM158 111L162 113V116H161V113H159ZM54 112H55V115L53 114ZM85 112H87V115ZM88 112H89V114H88ZM108 112H109V114L106 115ZM129 112H131L130 113V116L132 115L131 117L129 116ZM169 112H171V113H169ZM174 112H176L177 114ZM201 112H202V115L200 114ZM231 112H233V111H231ZM38 113H40V115L42 113L43 115H41V116L43 118L45 115V121H43L44 119H42ZM92 113H94V114H92ZM110 113L112 114L111 116H113V119H112V117L109 116ZM158 113L160 116L158 115ZM191 113H192V115H191ZM65 114L67 115V117ZM71 114H73V117L70 116ZM98 114H102V115H98ZM147 114L152 115V118H151V116H149V120L147 117L145 118V115L147 116ZM174 114L177 115V117L174 119V121L177 120L179 122H180L181 118L184 117L183 115H186L185 117L187 118L186 119L187 122L189 121L190 123L192 122L191 125L193 124L192 128L189 126V128H187V130L184 131L185 133L181 134V132L176 127L172 126V122L170 121L171 116ZM68 115L70 116V118ZM79 115L82 118V120H81L82 123L80 122L81 124H83L82 126L79 124V121H80ZM81 115H83V116H81ZM89 115H91V117ZM93 115H94V117H93ZM135 115H137L136 116L137 118L135 121H133L135 119V118H133V117H135ZM180 115H181V117H180ZM193 115L196 116L197 121H195L196 119L193 118L194 117ZM74 116L75 117L77 116L79 118L77 119V117H76V120H75ZM85 116H87L89 119L87 117L85 118ZM101 116L103 117V119H101ZM153 116L157 118V119L155 118L156 121L153 120ZM178 116L180 118H178ZM50 117L52 119L56 120V122L53 123L54 122V120H53V122L50 123L52 121ZM60 117L62 119L65 117L64 121H66V122H63V120H61ZM164 117L166 118L165 119L166 121L164 120ZM66 118H68L69 120L67 121ZM83 118L85 119L84 121H83ZM92 118H93V121H92ZM97 118L99 121L97 120ZM94 119H95V121H94ZM104 119H108V121H106V120L104 121ZM121 119L123 120V122L125 120H127V121H125L126 124H124ZM151 119H152V123H151ZM142 120H144V124H141L139 126L136 125L137 121H142ZM183 120H185V118L184 119L182 118L181 121H183ZM199 120H200V122H199ZM130 121H132V122L130 123ZM159 121H160V123H159ZM162 121L163 122L165 121V124L162 125ZM76 122H78L79 125H77ZM85 122L87 123L86 126H90V125L93 126L92 129L94 130V132H96V134H98V136L95 135L94 132H92L93 130L91 129V127H87V128H86V126L84 127ZM108 122H110V124ZM189 122H188V125H190ZM196 122L203 125L200 132H197L194 129L195 128L194 123H196ZM37 123H39L40 125H36ZM97 123H98V125H97ZM106 124H107V126H106ZM166 124L168 126L170 125L169 129H168V127H165ZM225 124H227V123H225ZM249 124L251 125V127H248ZM149 125H150V127H149ZM45 126H47V127L44 128ZM48 126H50V129H48ZM152 126H153V132L151 133L150 131H152L151 130ZM159 126L160 127L164 126V127L159 128ZM113 128H114V130H113ZM125 128H127V129H125ZM144 128H145V130H144ZM164 128L167 130H165ZM184 128H185V125H184ZM45 129L46 130L48 129V130L46 131ZM105 129H106V131H105ZM118 129H119V131H118ZM163 129H164V131H163ZM172 129H174V130H172ZM73 130H74V132H73ZM97 130L98 131L100 130V131L97 133ZM168 130H170V131L166 132ZM171 130H172V132H171ZM15 131H16L17 135L15 134ZM52 131H53V136L51 133ZM146 131H147V133H149V136L151 135L153 137L150 136V138L147 139V135H145V134H147ZM161 131H163V132L161 133ZM233 131H241V133L238 132V134H236L237 132L234 133ZM47 132H49V133H47ZM175 132H180V133L176 134ZM80 133H82L83 135H81ZM101 133H103L105 136H103V134H101ZM128 133L131 135L129 136ZM172 133H173V135H172ZM111 134H113L114 137ZM132 134L135 135L136 137H134ZM68 135H69V137H71V139H73V138L74 139L71 141L70 138H67ZM87 135H89V138L87 137ZM141 136H143L144 139ZM159 136H161V137H159ZM174 136H176V139H173V138H175ZM95 137L97 139H95ZM115 137H117V138L115 140H113ZM139 137H141L142 139ZM20 138H22V139H20ZM77 138H78V140H77ZM85 138H87V139H85ZM164 138H167L166 141L164 140ZM15 139L17 141H15ZM24 139H27V140L24 141ZM28 139H29V141H28ZM99 139H101L100 142H99ZM172 139L174 141L176 140V142H173ZM197 139L204 140L208 145L207 146L206 145L205 146L200 145V144L196 145L195 140H197ZM68 140L71 142H69ZM97 140H98V142H97ZM103 140H104V142H103ZM105 140H107V141H105ZM123 140H125V144H124ZM130 140L132 141L131 143L129 142ZM134 140H135V143H134ZM139 140L142 142H140ZM145 140H147V141H145ZM167 140H169L168 141L169 143H167ZM250 140H254V137L252 139L250 138ZM170 141L172 144L170 143ZM188 141H189V143H188ZM247 141L249 143V140H247ZM121 142H123L122 143L123 147H121V145H122ZM144 142H145V145H144ZM178 142H181V143L178 144ZM184 142L186 144H184ZM117 143H118V145H117ZM119 143H120V146H119ZM127 143H128V145L130 143L134 147L136 146V152H135L136 154L139 152V148H142V149L147 148L145 150L146 151L145 153L147 154V150L148 151L150 150L151 153H148L149 156H153L156 154L155 156H157V157L159 156V158L161 160H162V158H163V160H165V159L167 160L169 158V160H167V161L165 160L163 163V160L161 162V160L159 161L157 159V157L155 158V156L153 158L151 157L152 160L150 159V157H148V160L150 159L152 161L151 162V161H148L147 157H146L145 164H144L143 168H141L139 172L132 171L130 169H131V167H133L132 163L134 162V160H129V159H133L134 155L133 154L127 155V157L125 156L126 159L123 157L126 154L123 151V150H125L124 145H127ZM136 143H137V145H136ZM151 143L153 146H156V148H152L153 146H151ZM175 143H176V146H174ZM55 144L58 145V148L56 147L57 145H55ZM67 144H69L70 146L73 147V150H70L72 152H70L69 149H65V147H69ZM8 145H10V147L11 146L16 147L19 151L17 149H13V150L10 149L11 152H9V150L6 149L8 147ZM20 145H22L25 153L20 150L21 149ZM179 145L182 146V149L180 148ZM226 145L228 147H226ZM240 145L242 147H239ZM49 146L50 147L53 146L56 151H54V153L47 151V148H50ZM76 146L78 147L79 150H77ZM160 146H161V149H160ZM192 146L194 148H192ZM243 146L245 149L244 151H243ZM79 147L84 148L83 150H85V152H82ZM205 147H207V148L205 149ZM236 147H238L237 150L239 152L237 150H235ZM115 148H117V149L115 150ZM166 148H167V151H166ZM220 148H221V150H219ZM105 149L106 150L108 149V150L106 151ZM118 149H120L121 151ZM142 149H141V153H142ZM230 149H231V151H230ZM3 150L5 151V153ZM66 150H68V151H66ZM186 150H188V151H186ZM86 151H87V153H86ZM118 151H119V153H118ZM6 152L8 154L7 157L9 156V158L10 157L12 158V159H9V161H8V158L5 157ZM13 152H15V153L17 152L18 156H16L17 155L16 154L15 155L16 157L13 158V156H14ZM81 152L83 153L82 156L80 155ZM120 152H122L123 154L125 153V154L122 156H119L121 154ZM189 152L196 154V157L194 158ZM236 152H237V154H236ZM113 153H115V154H113ZM179 153L180 154L182 153L184 155L187 154L186 155L187 156L186 161H187V163H189V166L188 165H187L188 167L184 166V170H182L183 166L181 165V162H179L176 159V156L180 155ZM200 153L202 154V157H200V155H201ZM214 153H217V155H219V157H217V155H215ZM84 154H87L88 156L85 158H81V157L85 156ZM111 154H113L114 156H112ZM170 154H172V155L174 154L172 161L170 160V157H169ZM234 154H236V155H234ZM76 155H78V156L76 157ZM197 155H198V157H197ZM213 155H214V157L216 156L217 158L216 157L214 158ZM0 156H1V153H0ZM25 156H26V159H24ZM241 156H242V158H241ZM62 157L65 158V160ZM68 157H71L72 159L71 158L70 159L72 161H69ZM114 157H115V159H114ZM174 157L176 160H174ZM178 157L179 156H177V158ZM191 157H192V159H191ZM206 157L210 158V159H208L209 161H207V159H205ZM236 157L239 159H237ZM16 158L18 160L20 159L19 160L20 162H18L21 164V168H22V170L18 169V171H20V173L17 172V168H15L18 165L16 166V163H15V167H13L11 164V162L13 163V161L14 162L17 161ZM27 158H29V159L31 158V160L34 161V163L36 164V167H38V169L35 167L34 163H31L30 160ZM60 159H61V161H62V159L64 161L61 162ZM188 159H190V162L188 161ZM193 159L199 160L200 164L199 163L196 164L195 163L196 160H193ZM66 160H68V161H66ZM179 160H181V157H179ZM200 160L202 163L200 162ZM120 161L122 163L119 164ZM217 161L213 162L212 164L217 163V165H221L220 161L219 162H217ZM227 161H228V163H227L228 165L225 163ZM78 162H81V165L80 164L78 165ZM154 162H155V164H153ZM193 162L195 163L194 165H193ZM3 163H5V165H3ZM24 163H27L25 167H24ZM182 163H184V162H182ZM190 163H192V165H190ZM218 163H220V164H218ZM8 164H11V166ZM20 164H19V166H20ZM53 164H54V166H53ZM57 164H59V165H57ZM198 164H199V166H198ZM233 165L235 168L234 167L232 168ZM30 167H31V169H30ZM50 167H52V168L54 167L55 170H58L59 172L53 171L54 173H52V175H51L52 171H50L51 170ZM195 167H197V170L195 169ZM198 167L200 170H198ZM215 167H216V164H215V166H213V168H215ZM220 167L222 168V166H220ZM220 167L218 166V168H216V169L220 171V169H219ZM54 168L52 170H54ZM56 168H58V169H56ZM35 169L38 170V172H37L38 175L35 173H32V172H35L34 171ZM216 169L214 170L215 171L214 173H216ZM221 170H222L223 174H225V173L228 174V172L223 171V168ZM26 171H28L30 174L27 173ZM188 171L189 172L192 171V174L188 173ZM219 171H217L216 174L219 175ZM252 171L254 173H252ZM25 173H26V175L29 174L28 177L30 176L29 178H31L32 181L35 180L34 183H35L36 187L34 186V184L32 185V182L30 181V179L29 180L27 179V176L25 175ZM2 174H4V175H2ZM53 174H54V177H53ZM58 174H60L59 175L60 177L58 176ZM177 174L179 176H177ZM232 174L233 173H230V175H232ZM250 174L251 175L255 174V175L251 176ZM142 175H144V176H142ZM234 175L236 176V174H233L232 176H234ZM247 175H249V177H247ZM154 176H155V178H154ZM158 176H159V178H162V179H160V181L158 180ZM170 176H171V178H170ZM250 177L255 178V179L252 178L254 180V183H253V180L251 181ZM55 178H56V180H55ZM176 178H178V179H176ZM242 178H243V176H242ZM20 179L23 182H21ZM52 179H54V181ZM72 179H74V180L76 179L75 182L77 181V183H78V180L79 181L81 180V182L79 184H77V186H75L76 191L73 188V184L76 185V183L73 182V184H72ZM154 179H156V182L152 181ZM249 179H250V181H249ZM49 180H51V181H49ZM45 181H47V182H45ZM161 181H163V183H161ZM194 181H195V179H194ZM255 181H258V182H255ZM20 182H21V184H20ZM50 182H53L54 185L56 184V187H54L53 185L51 187ZM139 182L142 185H139ZM169 182H171V183H169ZM67 183H69V184H67ZM173 183H176V184H173ZM177 183H179V186L177 185ZM2 184L5 185V188L2 187L3 186ZM24 184L26 185V188L25 187L23 188ZM158 184H159V186H158ZM21 185H23V186H21ZM41 185H43V186H41ZM47 185H48V187H47ZM69 186H70V188L71 187L73 188V189H71V193H72V190H74L73 193L77 192L78 196L76 195V197H75V195L73 194V196H66L65 198L61 199L60 193L62 191H65L66 193H68L67 191L70 189ZM105 186L107 188H105ZM161 186L163 187L162 189H161ZM173 186H175V187H173ZM45 187L48 189H46ZM103 187L105 189H103V191H102L101 189ZM142 187H143V189H142ZM167 187H168V189H167ZM37 188L39 189V192L36 190ZM59 188L62 189L61 192H60ZM77 188H79V190L81 189L80 193H79ZM178 188H180V190L182 189V191H180ZM49 189L51 192L53 191V194H51ZM66 189H68V190L66 191ZM35 190L38 192V195L36 194ZM54 190H57V191H54ZM99 190H101L100 193L98 192ZM175 190H177V192ZM29 191L30 192L32 191L33 193L32 192L30 193ZM58 191H59V195H57ZM108 191H109V193H108ZM110 191H111V193H110ZM173 191L176 193H174ZM228 191H231V190H228ZM22 192H24V193H22ZM48 192H50V193H48ZM81 192H82V194H81ZM97 192H98V194H97ZM184 192H185V194H184ZM210 192H212V191H209V193ZM215 192H213V193L215 194ZM180 193H181V195H180ZM220 193H222V192H220ZM8 194H9V196H8ZM30 194H33V196H31ZM88 194L91 196H88ZM182 194H183L184 198H182ZM47 195H48V197H47ZM104 195L108 196V198L105 197L106 201H104ZM253 195H254L253 197H250V199L249 198L248 199L256 204V207H258V208H256V207L255 208L257 210H259V211H261V209L263 210V213H259V215L260 214L263 215L264 209L262 208V206L264 207V193L260 189L259 193H257V194L253 193ZM214 196L215 197L212 196L213 200H212V198L210 199V200H212V201H210L211 203H213L215 201L218 204L226 205V204L231 202V200L229 201V199H226V201H225L226 197H221V198H223L222 200H224V201H222L220 199V197H219V199L218 198L216 199V195H214ZM102 197H103V199H101ZM109 198L113 199L112 200V202L114 201L113 204L109 201V200H111ZM193 198L194 197L191 196L190 199H193ZM214 198H215V200H214ZM12 199H11V201H12ZM17 199H18V202H17ZM81 200H82V202H81ZM181 200H182V202H181ZM20 201H23V202H20ZM183 202H184V204H183ZM181 203L183 204V206L181 205ZM172 204L175 205L174 209H173V207L172 208L170 207V205H172ZM78 205H79V207H78ZM168 205H169V207H167ZM62 209L63 208L59 209V211L61 212ZM178 209L180 211V215H182L184 217L179 216ZM176 211H177V215H176ZM181 211H182V213H181ZM62 212L66 213V210L65 211L63 210ZM1 215L4 218L6 217L4 214H1ZM13 215L15 217L14 219H13V217H10V215H9L10 219L7 217H6V219L11 224H13V226H14V224L16 226V223H19V221H18V218H16L17 215L15 213H13ZM175 216L176 217L178 216V219ZM179 217H180V220H179ZM33 220L37 221L39 223V225L34 224ZM197 221H196V223H197ZM172 222L175 224L174 227L172 226L173 225ZM203 223H207V224L203 225ZM79 226L81 228H84V229L87 228L86 223L84 225L79 223ZM177 227L179 228V229H177L178 231H174V230H176L175 228H177ZM204 227H206V228H204ZM219 228H222L224 231H226V234L220 235L219 238L217 239L215 237L214 233H218ZM32 229H36L37 231H33ZM169 229L171 232L177 233L176 234V235H178L177 236L178 239L176 238L177 243H178L177 240H181V243L179 242L178 244H171V248L168 244L169 242H167V241L166 242H167L168 246L166 245V247H164L165 244L162 245V243H160V242H165V240L162 238V232L164 234L167 232L166 235H170L171 232L169 231ZM164 230H165V232H164ZM206 230H208V231L210 230L211 235H206L203 239H198L199 243L194 245L191 248L190 242H189L190 240H188V238L191 239L192 236L195 238V236H196L195 234H197V233L201 234L203 231H206ZM233 231H232V233H235L237 235V231H235V232H233ZM158 232L159 233L161 232V237H160V234ZM205 234H206V232H205ZM176 235H174V236H176ZM153 236L154 237L157 236V237L154 238ZM174 236H172V237H174ZM196 237L200 238V236H196ZM70 240H71V238H70ZM90 242L95 243V241L93 239L92 240L90 239ZM150 242H153V243H150ZM158 243H159V245H157ZM111 244H113L112 247H111ZM127 244L129 246H127ZM133 245H134V247H133ZM115 246H117V247H115ZM107 247L109 250L107 249ZM133 248H134V250H133ZM165 249H167V251ZM158 250L161 251V255H159L157 257L155 251H158ZM133 251H135V253ZM141 251H144L145 253L144 252L140 253ZM228 251H230V250H228ZM228 251L220 252L221 254L219 256H218L219 253L214 254L213 256H211L206 261L205 264H248V263H251L254 261H258L256 258H253V257L248 256V255L247 256L242 255L239 258V260L234 259L231 255L229 256V254L227 253ZM110 252H111V250H110ZM139 253H140V255H139ZM108 255L112 256L111 258H109V261H108V257H109ZM115 257H116V259H115ZM98 262L102 263L101 260H99ZM116 264H120V263L117 262ZM141 264H143V263H141Z\"/></svg>",
    "mask_w": 264,
    "mask_h": 264
}]
</instances>
